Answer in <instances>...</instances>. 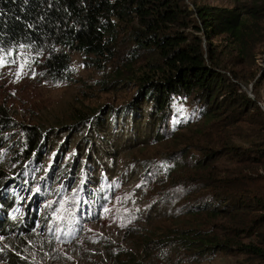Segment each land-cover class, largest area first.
Here are the masks:
<instances>
[{
  "label": "trees",
  "instance_id": "trees-1",
  "mask_svg": "<svg viewBox=\"0 0 264 264\" xmlns=\"http://www.w3.org/2000/svg\"><path fill=\"white\" fill-rule=\"evenodd\" d=\"M191 3L193 9L185 0H0V54L44 52L54 80L63 78L70 53L97 66L115 65L108 83H137L161 127L156 141L164 139L162 131L176 138L168 127L176 117L173 104L189 103L193 111L182 127L195 130L200 154L191 153V145L156 171L161 188L172 194L182 188L186 194L178 196L187 200L181 205L174 196L167 207L147 213L141 259L158 253L169 263L199 264L241 255L264 264L263 6ZM217 37L221 44L213 43ZM249 81L254 98L242 88ZM129 113L141 116L133 104L122 112ZM23 132L13 147V122L0 108V236L19 245L38 225L30 211L25 220L17 214L18 191L32 188L43 172L48 137L32 126ZM17 259L9 254L10 262ZM120 264L142 262L127 255Z\"/></svg>",
  "mask_w": 264,
  "mask_h": 264
},
{
  "label": "rangeland",
  "instance_id": "rangeland-1",
  "mask_svg": "<svg viewBox=\"0 0 264 264\" xmlns=\"http://www.w3.org/2000/svg\"><path fill=\"white\" fill-rule=\"evenodd\" d=\"M185 2L190 9L191 2L229 9L252 3L263 6L264 13V0ZM261 24L264 34V15ZM221 42V37L213 39L214 44ZM46 56L26 48L0 54V108L13 122V147L22 141L24 126L48 136L40 156L43 172L40 169L32 188L18 191L21 214L18 209L17 214L22 220L29 211L35 215L37 230L20 245L0 236V264H120L127 255L142 264H174L158 253L141 259L139 233L147 213L160 204L167 207L174 196L178 204L187 200L178 196L186 194L182 188L174 194L161 188L156 171L191 145V153L200 154L195 130L182 127L189 122L192 106L175 102L176 117L168 127L178 135L172 140L168 131H162L164 139L156 141L155 131L161 127L151 115V103L139 98L137 83H108L115 65L97 66L89 57L70 53L63 78L54 80L44 67ZM253 85L252 81L242 85L251 98ZM261 99L264 107L263 91ZM132 104L141 116L122 114ZM110 112L115 113L113 118ZM98 120L102 125L95 124ZM49 129L53 130L48 133ZM46 190L52 192L50 197ZM10 253L17 254L15 262H10ZM199 264L249 262L241 255H221Z\"/></svg>",
  "mask_w": 264,
  "mask_h": 264
},
{
  "label": "water",
  "instance_id": "water-1",
  "mask_svg": "<svg viewBox=\"0 0 264 264\" xmlns=\"http://www.w3.org/2000/svg\"><path fill=\"white\" fill-rule=\"evenodd\" d=\"M263 108V110H264V107H262Z\"/></svg>",
  "mask_w": 264,
  "mask_h": 264
},
{
  "label": "clouds",
  "instance_id": "clouds-1",
  "mask_svg": "<svg viewBox=\"0 0 264 264\" xmlns=\"http://www.w3.org/2000/svg\"><path fill=\"white\" fill-rule=\"evenodd\" d=\"M83 217H85V216H83Z\"/></svg>",
  "mask_w": 264,
  "mask_h": 264
}]
</instances>
